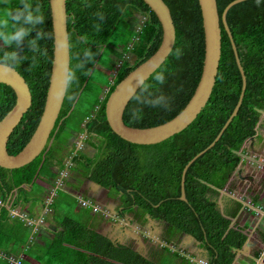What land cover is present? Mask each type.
<instances>
[{"label": "trees", "instance_id": "obj_1", "mask_svg": "<svg viewBox=\"0 0 264 264\" xmlns=\"http://www.w3.org/2000/svg\"><path fill=\"white\" fill-rule=\"evenodd\" d=\"M164 1L173 17L175 41L165 60L128 101L123 119L130 125L149 126L172 117L187 102L201 74L204 33L198 0ZM229 1L217 0L219 13ZM17 7L22 11L27 8L33 19L28 21L25 11L18 21L0 26V58L15 53L17 59H21L15 68L29 85L31 103L8 138L10 153H16L24 145L38 121L53 51L49 0H25L23 4L21 0H0V14ZM66 10L69 69L75 74L67 95L75 93L77 99L70 101L65 95L50 133V143L47 142L36 157L19 167L0 165V264H25L26 256L35 258L36 264H191L189 257L168 244L152 258L130 246L114 244L90 225L96 210L89 203H82L79 196L80 206L91 209V220L82 222L66 212L56 220L55 215L60 210L56 198L63 193L71 195L56 182L57 177L62 176L60 170L77 171L82 178L113 190L125 210L137 206L139 213L148 212L163 220L166 242L177 239L182 232L188 233L206 248L209 264H231L235 250L247 237L243 229L248 223L244 221L241 225L235 221L231 224L230 217H238L239 211L246 206L230 195H222L221 210L217 199L220 189L227 185L230 174L241 162L244 141L254 137L261 124L260 114L264 110V0H241L227 10L226 19L244 69L246 87L236 114L219 138L187 167L185 199L180 197L184 165L215 138L241 90V74L222 22L218 70L203 108L180 131L159 142L140 144L124 139L111 129L105 116V101L115 84L159 45L162 29L157 16L144 0H66ZM124 17L135 21L137 30L130 35L133 36L130 41L127 35L124 45L116 50L114 47L118 45L115 43L110 47L109 40L116 29L125 24ZM17 33L18 38L13 39ZM30 41L35 42L38 51L32 50ZM84 49H91L95 58L83 69H78L79 59H84ZM108 49L116 57L123 54L114 76L111 81L100 83L107 87L106 90L102 87L92 99L83 100L86 102L84 107L76 109L77 101L91 83L92 71L104 50ZM111 64L113 68V60ZM89 70L90 74L85 75ZM161 74L163 83L156 80ZM160 96L165 97L166 103L155 106L148 103ZM14 101L13 89L0 82V118ZM73 113H79L77 127H74L77 129H67ZM66 129L68 139L60 136ZM79 133L83 134L80 148L74 143ZM88 145L94 149L92 154L85 148ZM80 176L75 177L80 180ZM39 178L53 187L50 202L46 200L49 191L42 189L37 182ZM62 179L67 185H73L65 176ZM250 202L254 205L258 202L256 193ZM45 205L51 208L55 228L40 231L20 211L26 209V216L31 217L36 214L35 208ZM13 210H17L16 213L13 214ZM29 227L31 238L27 243L24 233ZM261 239L264 241V228ZM24 248L32 254H25ZM11 257L18 262L12 263Z\"/></svg>", "mask_w": 264, "mask_h": 264}, {"label": "water", "instance_id": "obj_2", "mask_svg": "<svg viewBox=\"0 0 264 264\" xmlns=\"http://www.w3.org/2000/svg\"><path fill=\"white\" fill-rule=\"evenodd\" d=\"M238 1L241 0H230L219 13L217 0H198L204 33V54L201 74L197 84L187 102L172 117L149 126H135L124 121V109L140 85L165 60L175 41V25L168 4L164 0H144L160 22L162 29L160 43L148 57L134 66L115 84L105 101V116L109 126L119 136L131 142L140 144L155 143L183 129L196 117L211 94L221 54L222 22L230 38L235 61L241 74V90L232 112L215 138L205 148L194 154L184 165L181 175L180 197L182 199L186 198L184 182L187 167L198 155L215 143L242 102L246 87V76L226 19L228 8ZM49 8L53 34L49 82L38 121L28 140L16 153L8 151L7 141L30 106L31 91L26 79L15 67L9 72H4L3 65H0V82L8 84L15 94L13 105L0 118V165L7 168L24 165L42 151L50 140L51 130L55 125L63 103L64 98L58 101L55 97V91L63 81L66 69H69L70 61L66 0H49ZM261 116L262 113L260 114V120ZM95 185L99 184L95 183Z\"/></svg>", "mask_w": 264, "mask_h": 264}, {"label": "rangeland", "instance_id": "obj_3", "mask_svg": "<svg viewBox=\"0 0 264 264\" xmlns=\"http://www.w3.org/2000/svg\"><path fill=\"white\" fill-rule=\"evenodd\" d=\"M124 21H125V24L120 25L116 29L114 36L112 38H110V40H109L110 47H113L116 44L118 45V46L114 47V49H116V50H120L121 46L124 45V43L127 40V35L129 36V41H130V39L133 38V36L130 37V35L133 32H136V30H137L138 24L135 21L130 20V18H128V17H124ZM111 45H113V46H111ZM110 47H108V48L110 49ZM109 49L107 51L104 50L100 59L98 60L96 66H95V68L91 74L92 75L90 78L91 83H89L86 86L85 90L83 91L82 95L80 96V100L77 101V104L75 106L76 109L79 110L82 106L84 107L86 102L83 100H89L90 98L92 99L96 91L100 92L102 90L103 85H101V84L105 83L106 80L108 82L111 81L112 77L114 76V70H115V68L119 62L120 57H122L123 54L120 55V57H116L114 53H109ZM112 60L114 63L113 68L111 67V65H112L111 61ZM96 84L99 86H97ZM103 88H105L104 90H106L107 87L104 86ZM104 93L101 92V94H104ZM77 115H79V113H73L71 115V117L69 118L67 129H70V128L77 129V128H74V127H77V118H78ZM261 119H264V110L262 111ZM67 129L60 133V136L62 138H64V137H66L67 139L69 138V136L67 137V135H68ZM247 141H248V139H247ZM247 141H245V143L247 144V146L250 147L249 149L247 148V151L249 152L250 155L252 154L254 158H257L260 161V163L258 161L252 162V160L250 162V160L247 159L248 161H244V163H243V167H244L243 172H246L248 175L253 174V180L243 178L244 173L237 174L236 171L234 173L232 172L231 177L228 178L227 185L220 190L218 197H221L222 195H225V194H229L230 196L234 197L235 199H239L243 203V205L246 203H250L251 208H249V209L248 208H242L239 211L238 217H231V220H232L231 223L233 224V222L236 221L237 224H242V223H244V221H247V223H248L247 228L254 223L255 225H257L255 228L258 231L261 229V228L259 229L258 224H261V223L264 224V221H263L264 218H261L262 217V216H260L261 212L257 213V210H256L257 207L255 205H258V202L255 205L254 204L251 205L250 200H251V196L254 193H257L258 198H259V202H261L260 204H262L264 206V192H263V189H264L263 188L264 187L263 186V184H264V180H263L264 179V145H263V143H260V144L255 145L254 147H252V146H250L249 141H248V143H247ZM79 142L81 143V140H79ZM48 143H50V142H48ZM85 147L87 148L88 153H92L94 151V149L89 145L85 146ZM250 150H251V152H250ZM73 175L74 176L77 175V177L80 176L79 173L76 171H74ZM83 179H85V180L80 181L79 183L84 182V181L88 182L89 189H91V191H94V190H96V188H98L99 189L98 191L102 192V194L104 195V197L101 200L102 204L105 202L104 198L107 195L106 193L113 192V190H109L107 192L108 189H106V188L103 189L102 186L95 185V183L90 181V179H86V177H84ZM73 180L75 182L76 179H73ZM81 180H82V177H81ZM37 182L41 185L42 189L46 188L50 193L52 192L50 190L53 187L48 186L45 180L39 178V179H37ZM77 196L78 195H74L72 193H71V195L68 193H63V194L58 195V197L56 198L55 201H56L57 209H60V210L58 211L59 213L57 212L55 215L56 220L57 219L59 220V218L63 212L68 213L71 217H75L82 222H88V220H91V218H89V217H93V214L90 213L91 209L87 208L86 206H80ZM219 207L222 208V205L219 204ZM259 207L262 208L261 205ZM104 211H106L107 213H110L108 207L106 210L104 207ZM102 216H103V214L101 212H98L99 222H97L96 226L93 223L94 224L93 227L94 228L96 227V229H99V230H103V229L106 230V228H108L109 225L108 224L103 225L104 221L101 218ZM47 219L50 220V223H51L50 227L55 228V223H52V221L55 222V220L52 218V215L48 214ZM252 228H254V226H252ZM116 229H117V227H116ZM30 236H31V229L29 227V228H26V231L24 233V237H25L27 243L31 238ZM259 244L260 243H256L254 246L260 247ZM189 246L190 245L183 247L180 245L178 247L179 248L183 247L182 249H184V248H188ZM262 248L263 249H261V250H262V252H264V245L262 246ZM24 249H26V248H24ZM185 250L189 251L187 249H185ZM24 252L28 256L30 254H32L31 252L29 253L28 249H26V251L24 250ZM202 259H204V258H202ZM204 261L200 264H205ZM238 261L242 262L243 264H252L251 260L246 261V260H242L239 258ZM36 262L37 261L35 260V258L32 259L31 256H29V257L26 256L24 258L25 264H36Z\"/></svg>", "mask_w": 264, "mask_h": 264}, {"label": "flooded vegetation", "instance_id": "obj_4", "mask_svg": "<svg viewBox=\"0 0 264 264\" xmlns=\"http://www.w3.org/2000/svg\"><path fill=\"white\" fill-rule=\"evenodd\" d=\"M82 137L83 134L79 133L74 138V143L77 144V147L79 148L83 146ZM79 140H81V143ZM73 173V171L70 172L68 170H60V175L62 176L57 177L56 182L60 184L61 187L70 191L72 194L78 195L81 200H85L87 203H89L91 207L96 210L94 212L95 216L98 217V212L103 214L101 217L104 221L103 225L108 224L109 227L106 228V230H99L96 229V227L95 229L99 230V232L110 238L114 244L130 246L133 250L139 252L147 258H152V256L155 255L157 251L161 250L163 245L168 244L169 246H173L179 252L189 257L191 264H200L203 262V260H205V264H209L206 248L200 246L199 240L194 238L192 235L182 232L179 234L177 239L166 242L164 239V230L166 225L163 220L152 217L148 212L139 213L137 206H134L133 210H125L124 206L121 204L119 195H113V192H108L110 190L108 188H106L108 189V193H106L107 195L104 198L105 202L103 201L104 203L102 204L101 200L104 197L102 192L98 191V188H96L94 191H91V189H89L88 182L84 181L79 183L80 181L85 180L83 179L84 177L82 180H78L73 175ZM64 176L67 180H71L73 185H67V182L62 179ZM73 179H76L77 181L75 180L74 182ZM102 188L105 189L103 186ZM217 201L219 204V199H217ZM104 207L105 210L108 207L110 213L104 211ZM180 245L183 247L187 245L190 246L188 248L182 249L183 247H178ZM185 249L189 251H186Z\"/></svg>", "mask_w": 264, "mask_h": 264}, {"label": "crops", "instance_id": "obj_5", "mask_svg": "<svg viewBox=\"0 0 264 264\" xmlns=\"http://www.w3.org/2000/svg\"><path fill=\"white\" fill-rule=\"evenodd\" d=\"M260 123L261 124L257 130L256 135L254 137L248 138L249 144L252 147H254L255 145L260 144V143H263V145H264V141H263L264 140V119H261ZM245 141H247V140H245ZM245 141L243 143V155H242L241 162L238 164L237 168L233 171V173L235 171L237 174L244 173L243 178L253 180V174L248 175L246 172H243L244 171L243 163H244V161H248V160H250V162H251V160H252V162L258 161L259 163H260V161L257 158H254L252 154L251 155L249 154V152L247 151V148L249 149L250 147L247 146ZM248 141H247V143H248ZM250 152H251V150H250ZM230 177H231V174H230L229 178ZM263 186H264V184H263ZM263 192H264V189H263ZM51 194L54 195V190L52 191ZM47 197H46V200H48V201H50L52 199V196H50L48 198ZM260 203L261 202H259V198H258V205H255L257 207L256 210H257V213L261 212L260 216H262L261 218H264V206ZM251 205H252V203H251ZM260 205L263 209L259 207ZM47 207H48L47 205H45L44 208L42 206H38L37 208H35L36 214L31 216V217L26 216L27 210L24 208H21V210H23V211H20V213L25 214L24 217L27 218V221H28V219L29 220H35V221H37V220L39 221L40 219H42L41 221H39V225L37 226V228L40 229V231H44V230H46V228L49 230L51 223H50V220L47 219V215L48 214L51 215V213H50L51 208L47 209ZM97 222H99L98 217L94 216L93 221L90 223V225L93 227V225L95 224V226H96ZM52 223H54V222L52 221ZM252 226H254V228H252ZM256 226L257 225H255L253 223L248 228H247V226L245 227L244 231H246V233H247L246 243H243L242 246L237 251H235V256H234V259L231 262V264H243L242 262L238 261L239 258L242 260H246V261L251 260L252 264H264V252H262V250H261V249H263L262 246L264 245V241L261 239V230L264 228V224H262V223L258 224L259 229L261 228L258 231L255 228ZM256 243H260L259 244L260 247L254 246Z\"/></svg>", "mask_w": 264, "mask_h": 264}, {"label": "clouds", "instance_id": "obj_6", "mask_svg": "<svg viewBox=\"0 0 264 264\" xmlns=\"http://www.w3.org/2000/svg\"><path fill=\"white\" fill-rule=\"evenodd\" d=\"M21 3L22 4L25 3V0H21ZM25 11H27V17H26L27 20L31 21L33 19V16L31 14V12L27 10V8L25 10H23V11L19 7L15 8V9L9 8L3 14H0V26H7L8 22H10V21H18L21 18V15H23ZM97 15H99L100 18L103 19V15L102 14L98 13ZM40 18L43 19V16L41 15ZM96 27H97V29H99L98 25ZM0 34H2V33H0ZM18 36H19V33H17L16 37H12V38L13 39L18 38ZM34 45H35V42L34 41H30V46L32 47V50L33 51H38V49L35 48ZM83 57H84V59L80 58L79 59V63L76 66L78 69H83L85 67V64H87L89 62H92L94 60V58H95V54L91 51V49H84L83 50ZM20 60L21 59L18 60L17 57H16V54L13 53V54L7 55V56H5L3 58H0V65H3V71L4 72H9V71L14 69L15 65L18 64L20 62ZM84 74L85 75L90 74V70H89V72H85ZM74 80H75L74 72H72L70 69H66V75H65L63 81L61 82V84L57 87V89L55 91V97H56V99L58 101H61L65 97V95H67V90L70 87V85L74 82ZM156 80L159 81L160 83H163L164 82V76L162 74L158 75L156 77ZM67 98L70 101H75L77 99V96H76L75 93H73L72 95H67ZM148 103H150L153 106H155V105L166 103V101H165V97L160 96L156 100L148 101ZM225 195H229V194H225ZM218 199H219V204L222 205V202H221L222 201V196L218 197ZM243 206L244 207L246 206L245 208L249 209L250 208V203H246ZM220 209L222 210L221 207H220ZM244 229H243V232H245V234L247 236V233H246V231H244ZM246 240L247 239H245L243 243H246ZM238 249L239 248H237L235 251H237ZM204 263H205V261H204Z\"/></svg>", "mask_w": 264, "mask_h": 264}, {"label": "built area", "instance_id": "obj_7", "mask_svg": "<svg viewBox=\"0 0 264 264\" xmlns=\"http://www.w3.org/2000/svg\"><path fill=\"white\" fill-rule=\"evenodd\" d=\"M86 118H88V116H86ZM52 191H53V190H52ZM51 193H52V192H51ZM51 193L48 195V197H50L51 195H53V194H51ZM48 197H47V198H48ZM48 202H50V201H48ZM81 202H82V203H87L85 200H81ZM47 209H50V207H47ZM12 213H13V214L16 213V210H13ZM22 216H25V214H22ZM41 220H42V219H40L39 221H41ZM39 221H38V220L35 221V220H29V219H28V222H33V223H35V225H36L35 228H37V226L39 225ZM10 261H11L12 263H13V262H18V260H16L15 258H12V257L10 258Z\"/></svg>", "mask_w": 264, "mask_h": 264}]
</instances>
